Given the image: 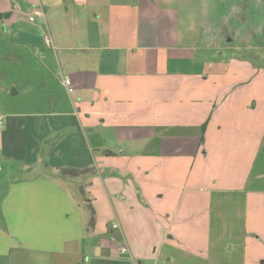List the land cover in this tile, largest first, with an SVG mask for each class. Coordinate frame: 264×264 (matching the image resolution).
Instances as JSON below:
<instances>
[{"label":"crops","instance_id":"0c3cea01","mask_svg":"<svg viewBox=\"0 0 264 264\" xmlns=\"http://www.w3.org/2000/svg\"><path fill=\"white\" fill-rule=\"evenodd\" d=\"M0 116V264H264V0H0Z\"/></svg>","mask_w":264,"mask_h":264},{"label":"trees","instance_id":"16d2710c","mask_svg":"<svg viewBox=\"0 0 264 264\" xmlns=\"http://www.w3.org/2000/svg\"><path fill=\"white\" fill-rule=\"evenodd\" d=\"M7 15H5L6 17ZM206 124L203 126V131L205 132ZM67 131L58 133L51 139H49L47 142L44 144V156L45 158L49 157L51 151L57 146V144L67 135ZM203 141V138H202ZM110 153V152H108ZM45 167L48 166L47 159L44 163ZM92 169H74V168H66L63 170V172L60 174L61 178H73V177H80L82 175L90 174ZM84 190L82 189L81 193L84 196ZM85 197V196H84ZM95 210L91 207V221L89 223L90 227L93 228L95 225Z\"/></svg>","mask_w":264,"mask_h":264},{"label":"built area","instance_id":"2783aa9c","mask_svg":"<svg viewBox=\"0 0 264 264\" xmlns=\"http://www.w3.org/2000/svg\"><path fill=\"white\" fill-rule=\"evenodd\" d=\"M42 15H43V11L42 10H36L34 12V15L33 16L34 17H40ZM34 17H31L30 20H34ZM46 44L49 45V46L52 45V40L48 36L46 37ZM64 84L71 91L72 82H71V80L69 78H66L65 79ZM2 124H3V120H2V117L0 116V127L2 126ZM117 228H119V225L118 224H115L113 226V229H117ZM121 252L122 253H128L129 252L128 246L127 245H123L122 248H121Z\"/></svg>","mask_w":264,"mask_h":264},{"label":"rangeland","instance_id":"374dc122","mask_svg":"<svg viewBox=\"0 0 264 264\" xmlns=\"http://www.w3.org/2000/svg\"><path fill=\"white\" fill-rule=\"evenodd\" d=\"M35 172V171H34ZM33 172V173H34ZM27 174H30V172H27ZM12 177L13 176H7V175H4V174H1L0 175V202H1V199H2V197H3V195H4V193L7 191V188H8V186H9V182L11 181V179H12ZM73 178H77V177H73ZM64 185V184H63ZM81 186V184H79V182L78 181H76L75 183H74V187H76V186ZM71 189H73L72 187H70Z\"/></svg>","mask_w":264,"mask_h":264}]
</instances>
